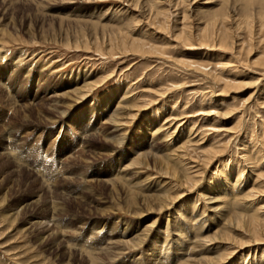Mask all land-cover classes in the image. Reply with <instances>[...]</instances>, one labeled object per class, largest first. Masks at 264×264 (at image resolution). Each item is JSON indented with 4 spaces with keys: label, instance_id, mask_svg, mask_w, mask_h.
<instances>
[{
    "label": "rangeland",
    "instance_id": "obj_1",
    "mask_svg": "<svg viewBox=\"0 0 264 264\" xmlns=\"http://www.w3.org/2000/svg\"><path fill=\"white\" fill-rule=\"evenodd\" d=\"M133 2L0 0V264H87L91 257L82 251L79 254V250H71L70 257L64 253L66 248L79 247L84 242L90 246L86 250L92 257L101 259L99 264H113L112 257H118L117 264H130L132 257L137 256L135 263L150 264L152 256L148 246L157 234L162 244L155 245L158 246L155 250L161 255L164 253V264H185L189 257L198 259L227 253L237 246L235 242L245 243L247 236L242 235L243 229L235 231L234 226H226L231 242L213 244L210 252L209 247L201 249L195 236L209 237L221 227L222 231L225 227L220 219L228 215L222 210H210L194 192L181 199L173 210L159 214L158 224L141 249L129 251L131 246L125 250L122 245L132 239L135 231L155 220L156 215L140 204L139 195H151L160 181L156 179L159 166L153 162L133 168L129 161L141 146H153L155 153L164 156L165 150L179 145V133L170 141L162 140L163 133L153 134L156 126L164 127L167 118L179 110L176 113L188 119L197 116L195 123H187L181 134L187 132V126L191 134L197 127L201 134L213 127L212 119L220 120L221 126L215 128L222 131L208 135L207 146L225 144L243 129L216 173V183L224 191L216 194L226 196L221 201L226 202V207L234 208L230 213L247 210L244 215L264 226V194L261 193L264 183L254 187L252 197L243 204L237 205L235 197L233 202L237 203L232 204L229 193L231 188L240 192L249 186V190L256 176L249 175L247 164L238 152L240 140L248 143V152L255 153L261 146L264 149V108L253 105L264 90V67L259 65L264 59V2L236 1L237 8L228 11L230 17L225 29L232 39L231 50L220 49L218 41L208 42L205 36L207 22L218 13L224 0H196L194 4L189 0L192 15L189 13L191 17L185 21L179 19L182 6L175 9L174 3H165L167 19L162 26L165 30L147 22L137 11L132 12ZM81 28L86 37L127 32L147 46H154L163 56H120L114 51L109 55L105 53L107 46L99 54L57 42L58 33L64 37L66 32L80 33ZM213 45L216 46L212 48ZM195 67L214 73L217 79L242 81L248 87L220 95V82L215 79L218 85L212 83ZM88 75L91 82L110 79L92 97L72 108L71 90L81 85ZM167 89L173 92L155 104L158 99L155 91ZM126 90L137 93L126 104H146V109L137 112L139 115L133 121L122 115L121 120L130 124L124 126L122 146L115 149L111 138L121 132H113L114 126L106 118ZM55 99L58 105L54 104ZM59 112H64L65 118L60 119ZM202 112L211 115L199 116ZM85 128L88 132L80 134ZM85 137L88 145L83 143ZM179 139H183L180 134ZM252 146L258 147L253 151ZM260 159L263 169L257 168V174L263 175L264 155ZM119 170L124 179L116 177L111 184L105 181ZM202 186L206 189L210 184L204 180ZM131 196L137 197L136 205L128 201ZM182 213H189L191 217H184ZM180 240L183 243L176 245ZM187 244L188 248L198 247L188 249ZM185 252H189L188 256ZM230 258L224 264H264V243L246 247Z\"/></svg>",
    "mask_w": 264,
    "mask_h": 264
},
{
    "label": "bare ground",
    "instance_id": "obj_2",
    "mask_svg": "<svg viewBox=\"0 0 264 264\" xmlns=\"http://www.w3.org/2000/svg\"><path fill=\"white\" fill-rule=\"evenodd\" d=\"M148 1H150V2L149 3L147 2V4H146V0H145V3H143V2L139 3V0H134L133 3L135 5H134V9L132 10V12L137 11L139 14L143 15L142 17L144 19H146L147 22H151L154 25L158 24L159 29H162V30L164 29V27H162L165 23L164 21H165V19H167V11L164 9L165 3H168V4H169V2L174 3L175 9H179V7L182 6L180 8L181 13L179 12V15H180L179 19L181 21L187 20L192 15L189 11V5H190L189 0H164L163 2H162V0H148ZM192 1H193V4L196 2V0H192ZM224 1L225 2L221 3V5H219L220 7L218 8V10H219L218 13H216V15L214 14V17L211 16V18L212 17L213 18L209 19L208 22L206 21L207 25H206V29H205V36H206L208 42H210V40L212 42L218 41L217 44H218L220 49H230V47H232L233 43H232V39H230L231 37L229 38V34H228L229 30H226L228 27L226 28V25H225L226 22L228 21L229 17H230V16H228V13H229L228 11L231 10V8H235V9L237 8V6H235L236 1L237 2L238 1H240V2L246 1L249 4L250 3L254 4V3H256V0H234V1L227 0L228 6L226 4V0H224ZM259 1L264 2V0H259ZM247 3H245V4H247ZM245 8H248V7H245ZM139 14H137V15H139ZM248 14H249V12H248ZM259 14H261V13H259ZM132 15H130V16H132ZM130 16L127 17L128 20H130ZM245 16H248L247 12H246ZM239 22H241V20ZM205 24H204V26H205ZM241 24H242V22H241ZM245 26H246V24H245ZM184 34H186V33H184ZM61 35L62 34L58 33L57 42L61 43L63 46L68 47V48L73 47L74 49H82L85 51L94 50V52L100 54V52L102 51V48H104V46H107L105 48V51H106L105 53H107L109 55H112V52L114 51L115 55L117 54L120 56L138 55L140 57H151L152 56L155 58H161V56H163L162 53H160V52H158V50H156V48H153L154 46L152 48H151V46L149 47V45L147 46L146 43H144L141 40H136L135 37H132L127 32H120V33L113 32V33H110L107 35L101 34L100 38L97 37V34H94L93 35L94 37H92V36L86 37L84 29L81 28L80 33H79V31L78 32L76 31L73 34H71L70 32H66L64 37H61ZM54 36H52V37H54ZM52 37H51V39H52ZM98 39H99V42H98ZM43 40H44V37H43ZM54 41H55V39H54ZM189 42H190V40H189ZM234 45H236V44H234ZM215 46L213 45L212 48ZM235 48H236V46H235ZM207 49H209V48H207ZM236 49H238V47ZM214 50H215V48H214ZM257 61H258V59H257ZM259 65L264 67V59ZM195 69L199 73H202V74L204 73L205 76H207V78L212 83H215L214 82L215 79L218 80V82H220L221 86H219V88H218L220 95L221 94L228 95L231 93H236L237 91L247 89V87H248V85H246L242 81L234 82V81H229V80L226 81V80L217 79L216 76L214 75V73L209 72L207 70H204V68H202V67H195ZM47 75H45V76L48 77ZM87 77L90 78L89 75L86 76V78L83 79V82L81 85L74 86L73 89L71 90V93L74 96V98H73L74 104L71 106L72 108H74L75 105H77L78 103L85 102L87 99L92 97L93 96L92 94L95 93L96 91H98L101 87H103V85H105L107 83V80L110 79V78H108L104 82H101V80H96V81L91 82V81H88ZM261 83L262 82H260V84ZM215 84L218 85V83H215ZM171 91H172V89H167V90L161 91V92L155 91L156 93H154V94L158 99L154 103L156 104L159 101L161 102L162 100L166 99V97H168V95L171 93ZM174 91H175V89H174ZM135 94H137V93L133 92L131 94L130 91L126 90L125 93H123L120 101H118V103L115 105V109H113V111L109 110L107 113L106 122L108 124H111L114 126L113 132H116V133L121 132L118 135L111 138L112 142L116 145L114 147L115 149L116 148L119 149V146H122L124 136L126 134L124 126L130 124L127 121L121 120L122 115H125V118L127 120L133 121V120L137 119V117L139 115V114H137V112H139V111L143 112L144 109H146V104L145 105L144 104L139 105V104L133 102V104L129 105V104L125 103V101H127V99L131 98ZM64 95L69 96V94H64ZM257 95L259 96V93ZM258 96H256V97L258 98ZM260 96H261V98H260ZM260 96L258 99L256 98L257 100H255L254 103L253 102L252 103H253V105L257 106L258 108H264V90ZM54 98H57V96H54ZM53 102L55 105H58V99H55ZM179 111H176V112L179 113ZM176 112H173V114L167 118V120L164 122L165 123L164 127L161 128V125L156 126V128H154V130H153V134L163 133L162 134V137H163L162 140H165L168 138L169 139L168 141H170V139H173L175 137V135L179 133L181 136H183V139L180 140L179 134H178L177 140L180 141L179 145L177 147H175L174 149L171 147L170 149L165 150L167 155L163 154L164 156L158 155L157 153H155L156 149H154L153 146H152V148L148 147V146H141L142 148L140 150H137L135 152V154H133V157L131 158V160L129 161L130 162L129 166L133 167V168L135 166H148V163L153 162L154 165L159 166L158 167L159 170L156 173V179H160V181H158L156 183L157 185H155V187H154L155 188L154 193H152L151 195H145V196L139 195L140 204L144 205L145 208L147 207L149 209V213L156 215L155 220L151 224L144 225L142 230L135 231L134 235L132 236V239L130 241H124L122 245L125 247V250H126V248H129V246H131L132 249L129 251H135L137 249H141L142 245L149 238L148 237L149 233L151 231H153V229L158 224L159 214H161L163 212L166 213V212L173 210L174 207L177 206L178 202L181 199H184L188 196V194L195 192L197 194V196L201 197L205 201V203L208 204L207 207L210 210H212L213 212L214 211L217 212V211L222 210L225 214L227 212V215H228L227 218L225 216L224 218L220 219L221 222L224 223L223 226L225 227L222 231H221V228H222L221 227L220 229L215 230L213 232V234L209 237L208 236L204 237V235L201 236V234L200 235L197 234L196 236L191 235V237L195 236L198 239V242L201 243V245H200L201 249L209 247V249H208V251H209L210 249L211 250L213 249V248H210V247H212L213 244L216 245L217 243H221V244L223 243L225 245L226 242H231L232 239L229 235V232H228L226 226L227 227L234 226L236 228L235 231H238V229H241V230L243 229V232H241V233L243 236H245V237L247 236V239H246L247 241H245V243L235 242L237 244V246H235V248L229 250L227 253L225 251L222 253H217L215 255H212L211 257H205L204 256L205 258H198V259H193V258L189 257L190 259L187 258V262L185 259L184 263L185 264H224V263H227L228 259L229 260L231 259L230 255H234L237 251L244 250L246 247H250V246L254 247L258 244L264 243V226L259 225L258 221L255 220L254 218H251V216L247 217L246 215H244L247 210L243 211L244 213L239 212V211H236L237 213H235V212L230 213V210L234 209V208L226 207V202L222 203V201H221V199H225L224 197H226V196L224 194H223L224 197H223V195H217L216 194V193H220L221 191L224 192L223 190L220 189V187H218V185H217L218 183H216V173H217V171H219L222 163H224L223 158L230 151V148H231L233 141L236 140L237 137H240V135H241L240 133L242 132L243 129L239 130L237 135L231 136L225 144L215 145L212 143V145L210 144L209 146H207V143L209 140H206V138L209 137L208 135H213L217 132L222 131V130L215 128V127L219 128L221 126L220 120L219 119H212L211 121L213 123V127L207 128L204 132H202L204 134L199 133L198 127L196 128L197 131H195L194 133L192 132L193 134H191L189 131L190 127H188V126H187V129H188L187 132L181 134V132H183V129H186L185 126L187 125V123L193 122L194 119H196L195 117H197V116L193 115V116H190L188 119V117H184L183 115H179ZM63 113L64 112H59L58 115H59L60 119H62V117L65 118V116L62 115ZM177 115H179V116H177ZM210 115H211V113H209V112H202L201 115H199V116L209 117ZM223 115H225V114H223ZM193 123H195V122H193ZM191 126H193V125H191ZM162 129H165V131H163ZM88 130L89 129H87V128H85L84 131L82 129V130H80V134L87 133ZM90 132H91V130H90ZM81 137H83V136L81 135ZM257 138H260V137H257ZM257 142H258V140H257ZM261 142H262V140H261ZM83 143L88 145L89 144L88 138L84 139ZM239 144H240L239 146H241V147L239 148L240 150L238 152H239L240 156L242 157V159L244 160V162L247 164V172L249 173V175H255L256 174V176H255L254 180L252 179L253 180L252 185H251L249 190H248L249 186H245L246 188L240 192L234 191L233 188L230 189V192H229L230 196L232 195V200H230V201L232 204H234V202H235V204L238 202L237 205L243 204L244 202L248 201V199L252 197V192L255 190V188L256 187L259 188L258 185L261 183L262 184L264 183V174L263 175L257 174V168L263 169L262 166L260 165V160H262V159H260V157H262L264 155L263 147L259 146L260 149L258 148L259 150H256V152L253 153L252 151L248 152V151H250V150H247V147H246V145L248 143L245 144L242 140H240ZM250 145H248V146H250ZM257 147L258 146L253 147V151H255V149H257ZM144 148L146 150H143ZM6 153H7V151H6ZM11 154H9V155H11ZM112 155H115V152ZM125 168L126 167H124V169ZM240 168L243 169L242 167H239V169ZM238 171L240 172V170H238ZM258 173H260V172H258ZM116 177L120 178V179H124V176L121 175L120 170H119V171H117V173L114 174V176L112 178H110V179L106 178L105 181L107 183L111 184L110 181L112 179H115ZM247 177H248V175H247ZM222 178H223V175H222ZM242 178H243V176H242ZM207 179H209V180H207ZM204 180L207 182V184H210V186L207 187L206 189L205 188L203 189V186H202ZM219 182H220V179H219ZM231 185H232V183H231ZM245 185H246V183H245ZM221 187H223V186H221ZM239 189H241V188L239 187ZM261 193L264 194V190H262ZM234 197L236 198V200L238 198L237 202L236 201L233 202ZM136 198H137L136 196L135 197L131 196V199L128 200V201H131V205H134L136 203L135 202ZM196 201H198V200H196ZM152 205H154V206H152ZM196 210H197V208H196ZM198 210H200V209H198ZM190 211H191V209H190ZM250 211L251 210H248V212H250ZM199 212H198V215H199ZM130 213H132V212H130ZM134 214H135V212H134ZM182 214H184V213H182ZM17 215H18V212L15 213L14 217ZM165 215H167V214H165ZM185 216L188 218L191 217L189 215V213L184 214V217ZM192 218H194V217H192ZM194 220H196V219L194 218ZM199 223L200 222H197V224H199ZM195 226H196V224H195ZM216 227H218V226H216ZM166 230H168V227H166ZM155 231H157V230H155ZM193 231H195V230H193ZM165 233H167V232H165ZM165 233H162V234H165ZM122 235H124V234H122ZM149 236L151 237V235H149ZM157 236H158V234L154 237L152 236L151 241L149 240L150 241L149 246L147 245L148 248L150 249L149 250L150 255L152 256V262L150 264H164V262L162 261L164 253L161 255L160 252L155 250L158 248V246L156 248L155 245H157L158 243H161L157 240ZM195 237H194V239H195ZM186 240L190 241V239H188V238ZM147 242H148V240H147ZM177 243L182 244L183 240L181 242L177 241L176 245H178ZM189 244H191V243H189ZM78 245L80 248L78 246H75L76 247L75 248L74 245H72V247L66 248L64 253L68 257H70V255L72 253L71 250H75V251L79 250V251H77L79 254H80V251H82L83 253H85L84 255L91 257V258H89L90 261L87 264H99L101 262L100 258L99 259L93 258L92 253L88 252L89 250H86L87 248L90 247L89 245H87V243L84 242L81 245L80 244H78ZM184 245H182V246H184ZM96 246L97 245H95V247ZM179 246H181V245H179ZM164 247L166 248L167 246H164ZM196 247H198V246L195 245L194 247H189V248L193 249ZM160 248H162V247H160ZM187 248H188V244H187ZM162 250H163V248H162ZM165 250H167V249H165ZM181 250H182V247H181ZM187 251H189V250H187ZM204 251H205V249H204ZM204 251H203V253H204ZM124 252H126V251H124ZM124 252L120 253V254L122 255V254H124ZM181 252H183V251H181ZM199 252H200V250H199ZM186 253L189 254V252H185V255H187ZM193 253H195L194 250H193ZM183 256H184V254H182V257ZM187 256H185V257H187ZM137 257H132L133 262L130 264H139V263H135L136 261L134 262V259ZM179 257H180V255H179ZM182 257H181V259H183ZM117 258L112 257L111 261L113 262V264H117V262H116ZM177 260H178V258H177ZM181 264H182V262H181Z\"/></svg>",
    "mask_w": 264,
    "mask_h": 264
}]
</instances>
